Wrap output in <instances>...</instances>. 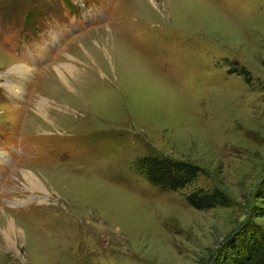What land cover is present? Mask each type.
I'll use <instances>...</instances> for the list:
<instances>
[{"label":"rangeland","instance_id":"obj_1","mask_svg":"<svg viewBox=\"0 0 264 264\" xmlns=\"http://www.w3.org/2000/svg\"><path fill=\"white\" fill-rule=\"evenodd\" d=\"M263 183L264 0H0V264H221Z\"/></svg>","mask_w":264,"mask_h":264},{"label":"trees","instance_id":"obj_2","mask_svg":"<svg viewBox=\"0 0 264 264\" xmlns=\"http://www.w3.org/2000/svg\"><path fill=\"white\" fill-rule=\"evenodd\" d=\"M249 80L248 74L240 73ZM137 170L154 187L166 192H179L193 186L201 169L186 162L174 161L159 156L141 159ZM259 199L264 202V183L258 191ZM188 205L196 210H210L227 206V196L220 190L205 193L202 190L187 196ZM230 254L221 264H264V232L253 226L246 236L231 246Z\"/></svg>","mask_w":264,"mask_h":264},{"label":"bare ground","instance_id":"obj_3","mask_svg":"<svg viewBox=\"0 0 264 264\" xmlns=\"http://www.w3.org/2000/svg\"><path fill=\"white\" fill-rule=\"evenodd\" d=\"M22 68H24L25 69V67H23L22 66ZM22 68H20V69H22ZM13 70H19V68H14ZM61 74V73H60ZM59 76V75H58ZM60 78V77H59ZM69 87V86H68ZM24 176L26 177V179H34L35 180V177H34V175H32L31 173H25L24 174ZM30 182V184H32V186H35V185H38L37 183H35L34 181H29ZM10 230H11V228H10Z\"/></svg>","mask_w":264,"mask_h":264}]
</instances>
